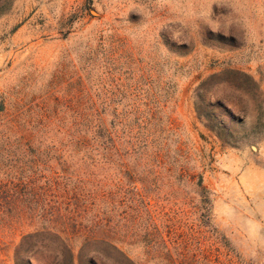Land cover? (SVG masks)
<instances>
[{"label":"rangeland","instance_id":"374dc122","mask_svg":"<svg viewBox=\"0 0 264 264\" xmlns=\"http://www.w3.org/2000/svg\"><path fill=\"white\" fill-rule=\"evenodd\" d=\"M203 81L199 108L233 137L198 118ZM77 92H134L103 116L110 151L71 153L54 134L82 112ZM1 101L0 264L46 202L78 230L75 256L88 236L133 264H264V0H0ZM42 163L58 176L52 203ZM83 252L127 264L104 246Z\"/></svg>","mask_w":264,"mask_h":264},{"label":"trees","instance_id":"16d2710c","mask_svg":"<svg viewBox=\"0 0 264 264\" xmlns=\"http://www.w3.org/2000/svg\"><path fill=\"white\" fill-rule=\"evenodd\" d=\"M207 82L203 81L200 87H198V90L201 92L195 94V110L197 116L200 120L204 121V126L220 140L226 135L233 137L234 132L228 130L223 122L210 124L215 118L214 113L210 112L211 110L208 109L206 112H202V107L199 108V104L206 105L205 93L207 92H203L201 85L206 86ZM78 93L79 96L76 97ZM77 94L74 95V98L81 100L82 112L79 111V108L74 109V122L70 125V130L64 129L63 132V127L58 126V128H54V134L62 136V139L65 140L67 150L72 148L71 153H83L86 155L99 154L102 145L105 144L108 145V151H110L116 146V143L114 141L113 130L105 127L103 116L105 114L114 116L119 101L117 97L120 96L121 100L125 102V100H129L130 95H134V92H77ZM222 108L225 114L229 117L232 116L228 109ZM3 110L4 102L1 101L0 112ZM43 117L45 126L42 125V127L49 128L46 116ZM78 119L83 121L82 126H79L80 124L76 122ZM233 120L242 123L237 118H233ZM132 131L133 129L130 128L128 131L129 136L132 134ZM44 133L46 134L47 131L41 132L40 135H44ZM225 144L231 145L229 143ZM125 152L127 154L131 153V148H125ZM40 166L42 167L40 178L43 182H41L42 185L40 187V198L43 201L51 203L55 199H62L59 192H54L50 189L53 185L59 187L58 176L49 178L43 176L44 164L42 163ZM43 186L47 189L43 188ZM56 206L58 205L55 203L51 208V205H48L46 202V204H42L34 212L31 209H29V212H26L29 215V225L33 226V230L21 236L20 242L15 247L14 264H35L33 262L35 261V256L43 253L50 254V264H83V258L84 264H96L97 260L95 256L83 254V251L92 246H104L114 251L121 258L122 262L133 264L132 260L117 245L103 238L88 236L81 238L82 241L77 256H75L72 237L79 236L80 234L75 229L70 231L68 221L63 212H61L62 209L60 210ZM51 243L53 248L55 247L54 249L51 248Z\"/></svg>","mask_w":264,"mask_h":264}]
</instances>
